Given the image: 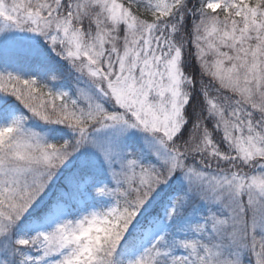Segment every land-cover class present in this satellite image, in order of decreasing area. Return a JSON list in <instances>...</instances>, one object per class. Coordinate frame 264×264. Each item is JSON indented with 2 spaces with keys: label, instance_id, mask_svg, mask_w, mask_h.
I'll use <instances>...</instances> for the list:
<instances>
[{
  "label": "snow or ice",
  "instance_id": "6c2138e0",
  "mask_svg": "<svg viewBox=\"0 0 264 264\" xmlns=\"http://www.w3.org/2000/svg\"><path fill=\"white\" fill-rule=\"evenodd\" d=\"M0 264H264V0H0Z\"/></svg>",
  "mask_w": 264,
  "mask_h": 264
}]
</instances>
